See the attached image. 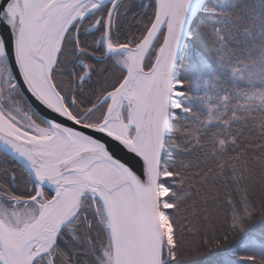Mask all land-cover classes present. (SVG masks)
I'll list each match as a JSON object with an SVG mask.
<instances>
[{
	"label": "snow or ice",
	"instance_id": "6c2138e0",
	"mask_svg": "<svg viewBox=\"0 0 264 264\" xmlns=\"http://www.w3.org/2000/svg\"><path fill=\"white\" fill-rule=\"evenodd\" d=\"M0 264H264V0H0Z\"/></svg>",
	"mask_w": 264,
	"mask_h": 264
},
{
	"label": "trees",
	"instance_id": "16d2710c",
	"mask_svg": "<svg viewBox=\"0 0 264 264\" xmlns=\"http://www.w3.org/2000/svg\"><path fill=\"white\" fill-rule=\"evenodd\" d=\"M238 238V237H237ZM235 241H233V243H234ZM202 259V258H201Z\"/></svg>",
	"mask_w": 264,
	"mask_h": 264
}]
</instances>
